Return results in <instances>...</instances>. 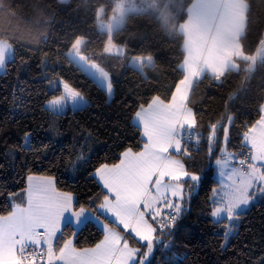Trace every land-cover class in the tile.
Wrapping results in <instances>:
<instances>
[{"label":"snow or ice","instance_id":"snow-or-ice-1","mask_svg":"<svg viewBox=\"0 0 264 264\" xmlns=\"http://www.w3.org/2000/svg\"><path fill=\"white\" fill-rule=\"evenodd\" d=\"M59 2L66 4L68 0ZM201 2L210 4L211 0ZM240 6L249 7L244 0H240ZM30 7L39 19L26 30L33 39L47 43V37L40 35V25L43 17H54L55 13L49 12L50 6L40 0H33ZM77 9L92 21L99 35L106 37L103 48L99 54L89 52V38L73 31L65 44L67 50L58 51L57 56L62 55L85 83L109 98L115 92L116 81L102 63V56L125 60L147 81L148 71L156 68L154 56L149 53L128 58L126 46L115 43L127 13L137 11L135 6L125 9L117 4L114 15L107 19L106 6L92 0H82ZM245 28L246 17L222 32L206 53L185 48L183 58L173 69L179 76L174 86L166 88L164 95L143 97L135 105L130 118L140 133L139 142L125 147L114 157L115 162L99 163L90 173L100 188L98 195L82 202L74 192L60 190L54 176L29 172L24 187L19 192H9L0 206V264H153L157 250L171 247L162 237L172 236L176 222L186 211L185 204L201 187L204 170H194L188 162L202 150L205 140L208 168L218 177L207 198L208 215L215 224L222 225L226 242L237 234V225L246 210L264 199V89L254 106L258 118L241 125L240 150L228 149L235 122L229 111L232 102L251 90L257 66L264 63V34L248 51L239 41ZM20 35L18 9L8 0H0V73L4 75L10 66L29 67L20 50L24 47ZM48 59L49 53H43L38 65L51 92L41 110L55 118L48 122L49 130L54 131L60 117L69 111H84L89 101L83 88L57 73ZM232 76L240 79L223 99L224 112L219 119H210L206 127L202 126L190 106L192 91L204 79L221 88ZM17 99V107H23L24 97L14 93V102ZM91 135L87 133L79 153L73 149V171L89 159L84 147ZM21 140L15 147L22 152L39 153L40 148L49 147L42 141L40 148L36 147L31 131H24ZM88 226L96 227L102 238L91 247H76V237ZM252 264H264V253Z\"/></svg>","mask_w":264,"mask_h":264},{"label":"trees","instance_id":"trees-1","mask_svg":"<svg viewBox=\"0 0 264 264\" xmlns=\"http://www.w3.org/2000/svg\"><path fill=\"white\" fill-rule=\"evenodd\" d=\"M115 1L92 0L96 5L106 6V18L113 11ZM191 1L185 0L183 6L186 8ZM8 2L18 9L20 43L24 45L20 50L29 67L10 66L7 75L0 73V206L9 192H19L24 187L29 172L37 176H54L60 190L72 191L82 202L87 201L89 196L100 192L90 177L94 168L99 163L115 162L114 157H118L125 147L139 142L140 133L130 118L135 105L143 97L157 93L164 95L165 89L174 86V80L179 78L173 69L183 58L185 50L184 35L178 25L186 20L187 11L181 10L176 20L168 22L149 11L127 13L123 31L116 35L115 43L126 46L128 58L151 53L156 68L148 71L149 79L145 81L127 66L125 60L114 55L102 56V63L116 81L115 92L109 98L105 92L85 83L81 74L62 55L57 56L58 51L67 50L65 44L73 31L82 32L89 38V52L99 54L103 48L106 37L99 35L92 21L77 9L82 0H68L66 4L59 0H40L50 6L49 12L55 13L54 17H43L40 25V35L47 37V43L33 39L26 30L39 19L31 11L33 0ZM244 2L249 7L245 11L246 28L239 41L245 50L251 51L264 34V0ZM45 52L49 53V66H55L57 73L83 88L89 101V107L84 111H69L60 117L54 131L49 130L48 122L55 118L41 110L51 95L38 67ZM20 63L18 59L17 65ZM239 79V76H232L221 88L204 79L194 88L190 106L202 126L206 127L210 119L220 118L224 112L223 99L236 87ZM261 89H264V63L257 66L251 90L241 93L232 102L229 111L235 122L228 149L240 150L241 125L258 118L254 106ZM14 93L18 98L24 97L23 107H17L19 99L14 102ZM24 131L33 133L36 147L40 148L41 141L49 147L40 148L39 153L22 152L15 146L22 143ZM89 132L92 135L84 147L89 159L73 171L70 165V160L75 159L73 149L75 153L80 152ZM204 135L206 137L207 132ZM188 163L194 170H204L203 182L198 194L185 204L186 211L176 222L172 236H163L164 241L170 242V249H163L161 245L163 250L156 251L153 264H252L264 253V199H258L246 210L237 225V234L226 242L222 225L215 224L208 215L207 198L216 178L214 171L208 168L206 140L202 150L194 153V160ZM101 238L102 233L96 227L88 226L76 237L75 245L78 248L91 247Z\"/></svg>","mask_w":264,"mask_h":264},{"label":"rangeland","instance_id":"rangeland-1","mask_svg":"<svg viewBox=\"0 0 264 264\" xmlns=\"http://www.w3.org/2000/svg\"><path fill=\"white\" fill-rule=\"evenodd\" d=\"M117 4H122L125 9L134 5L137 11H129V12H140V11L152 12L153 14L158 16L163 22H168L170 21V19L176 20L178 13H180L181 10L185 9L187 11L186 20L188 21V25L189 28L191 29L192 36L195 34V29L198 23H201L203 26V31H199L198 36L196 37L197 39H199V42L203 38L202 32L208 29L215 15V11L213 10V8H211L208 4L201 2V0H192L188 4V6H186V8L183 6L185 4V0H116L115 6ZM214 7H217L216 2L214 3ZM113 15L114 12L112 11L107 18H110ZM186 48L191 49V47L189 46ZM229 151H234V150L229 149ZM214 176L217 180L218 177L215 174V172H214Z\"/></svg>","mask_w":264,"mask_h":264},{"label":"crops","instance_id":"crops-1","mask_svg":"<svg viewBox=\"0 0 264 264\" xmlns=\"http://www.w3.org/2000/svg\"><path fill=\"white\" fill-rule=\"evenodd\" d=\"M215 2L217 7H214ZM208 5L213 8L215 15L208 29L202 32L203 38L200 42L196 37L199 31H203L201 23L197 24L193 36L187 20L178 25V30L184 35V48L189 46L191 49H199L206 53L216 43L222 32L231 30L237 22L242 21L245 17L246 8L240 6V0H211Z\"/></svg>","mask_w":264,"mask_h":264}]
</instances>
